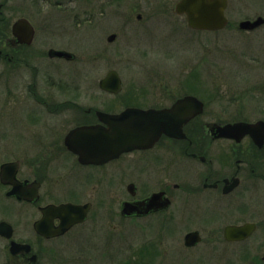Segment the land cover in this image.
Returning a JSON list of instances; mask_svg holds the SVG:
<instances>
[{"label": "flooded vegetation", "instance_id": "obj_1", "mask_svg": "<svg viewBox=\"0 0 264 264\" xmlns=\"http://www.w3.org/2000/svg\"><path fill=\"white\" fill-rule=\"evenodd\" d=\"M10 1L0 2V107L5 109L0 111V264H165L167 245L179 243L186 250L202 249L208 264H264V116L249 120L239 118L244 110L209 111L205 95L212 93L206 85L192 78L153 79L149 71L138 94L124 89L122 77L117 93L102 90L101 79V93H94L93 85L85 93L81 69L71 67L79 55L63 43L53 47L50 40L56 30L66 29L64 22L74 27L92 16L75 11L44 15L37 24L33 17H17ZM136 1L127 16L139 28L146 20L137 7L145 0ZM158 2L163 6L164 0ZM173 11L169 14L183 17L191 32L204 31L189 27L174 5ZM20 19L33 28L30 42L14 31ZM139 53L146 58L154 52L147 47ZM172 53L169 57L179 52ZM188 95L202 101V112L182 131L162 134L152 147L106 161L82 160L71 148L77 142L88 146L94 128L113 125L112 117L127 108L162 110V121L176 122L187 107L179 113L172 109ZM242 120L258 122L247 132L223 129ZM180 166L184 173L176 172ZM140 201L142 208L124 211L125 203ZM66 204L77 211H58ZM74 217L80 221L65 228ZM133 222L143 237L126 231ZM115 223H124L125 229L117 230L121 226ZM108 227L117 238L96 243L100 228ZM244 227L248 230L229 231ZM76 229L84 243L77 245L78 254H71L70 235ZM194 231L199 240L188 244Z\"/></svg>", "mask_w": 264, "mask_h": 264}, {"label": "rangeland", "instance_id": "obj_2", "mask_svg": "<svg viewBox=\"0 0 264 264\" xmlns=\"http://www.w3.org/2000/svg\"><path fill=\"white\" fill-rule=\"evenodd\" d=\"M176 1L164 0V4L168 3L165 6L164 4L160 6L158 0L143 1L137 8L144 14L146 22L139 28L127 16L131 14V7L138 4L136 0H11L10 3H14L17 17H33L37 24H41L40 20L44 15L62 17L65 14H74L75 11L81 15L92 16V20L81 21L74 27L71 26L73 22H64L63 27L66 29L56 30L50 40L53 47L62 46L63 43L79 55L78 61L71 67L81 69L85 93L92 92V86L89 85H93L94 93H101L99 80L110 69H116L122 77L124 89L130 92L134 88V93L138 94L149 72H154L153 79L192 78L196 83L206 85L212 93V96H206L203 92L209 111L244 110L245 114L239 118L256 120L263 117L264 25L255 28L254 31H244L238 24L246 17L254 19L257 15L264 16V0H230L227 15L231 25L216 32H191L185 26L183 17L170 15L174 14L173 5ZM133 16L135 18V13ZM173 19L177 21L175 27H172ZM113 32L117 33V37L110 42L107 38ZM147 47L155 54L151 53L143 58L139 52L146 51ZM174 48L175 52L179 53L177 56L169 57L168 54L172 53L170 51L171 49L174 51ZM62 70L68 69L64 67ZM24 78L25 76H22L21 80ZM3 80L0 82V100ZM192 83L196 86L194 80ZM1 110L5 109L0 107ZM207 116L205 114L203 119L208 118ZM176 172L184 173L181 166ZM115 224L121 226L116 227L117 230L125 229L124 223ZM137 226L138 223L133 222L128 225L126 231L133 233L134 237L140 234L143 237L141 231L137 233ZM116 234L111 227L100 228L96 235L98 239L96 243L102 244L104 238H117ZM70 238L72 245L69 246L68 253L78 254L77 245L84 243L83 235L76 229ZM167 247L170 254L166 255L165 264L210 262L209 255H205L200 248L186 250L183 243H179L177 247L175 244ZM121 251L119 253H122ZM162 258L165 256L159 260L162 261Z\"/></svg>", "mask_w": 264, "mask_h": 264}, {"label": "water", "instance_id": "obj_3", "mask_svg": "<svg viewBox=\"0 0 264 264\" xmlns=\"http://www.w3.org/2000/svg\"><path fill=\"white\" fill-rule=\"evenodd\" d=\"M229 0H179L176 3L175 10L179 14H185L187 23L190 27L195 29H221L228 24V18L225 15V9L228 6ZM264 23V17L259 16L255 20L241 21L240 27L243 29H254ZM14 31L19 34L23 42H30L33 35V28L26 19L18 20L14 25ZM116 37L115 34L109 36V40L112 41ZM60 55H68L70 53L66 51H55ZM102 88L118 92L121 88V79L117 71L111 70L101 81ZM203 103L194 96H186L178 102H176L173 112L179 113L185 107L187 111L181 113V117L177 118L176 122H172L171 118L167 121L163 111L156 110H140L137 108H128L116 117H112L113 125L110 124L107 128H94L93 133H90L94 139L90 140L88 146H82L80 143L71 144L72 150L80 154L82 160H97L106 161L116 157L120 152L132 150L135 148H147L155 144L159 137L163 134H176L182 131V127L185 122H188L196 114L200 113L203 108ZM172 113V112H171ZM160 115V116H159ZM176 119V118H175ZM116 121V123H115ZM254 123L239 122L234 125L229 124L228 127L242 128L245 132L252 129ZM82 133V131H79ZM76 134V133H74ZM93 143V145H92ZM97 158V159H96ZM156 195L151 197V201H154ZM144 206L143 201L140 202H127L124 204V211L130 212L142 208ZM71 204H66L58 208V211H68L72 213L77 211ZM80 221L78 217L70 218L67 223L64 224L65 228H68L72 224ZM248 230L247 228H233L229 231L243 232ZM197 232H191L188 234L187 242H195L198 239ZM239 236V235H238ZM234 238H240L235 236ZM192 240V241H190Z\"/></svg>", "mask_w": 264, "mask_h": 264}]
</instances>
